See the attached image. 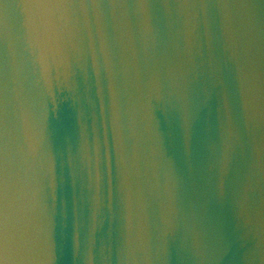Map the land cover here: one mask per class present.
<instances>
[{"label":"water","instance_id":"obj_1","mask_svg":"<svg viewBox=\"0 0 264 264\" xmlns=\"http://www.w3.org/2000/svg\"><path fill=\"white\" fill-rule=\"evenodd\" d=\"M19 2L0 0L17 264H264V0H70L51 38Z\"/></svg>","mask_w":264,"mask_h":264},{"label":"snow or ice","instance_id":"obj_2","mask_svg":"<svg viewBox=\"0 0 264 264\" xmlns=\"http://www.w3.org/2000/svg\"><path fill=\"white\" fill-rule=\"evenodd\" d=\"M16 6L23 9L25 27L36 31L40 36L51 38L57 27V19H63L62 10L75 6L84 7L85 5H75L70 0H20ZM96 6V4L92 5V7ZM137 6L144 7L145 5L139 3ZM6 201L5 185L4 194L0 195V264H17V257L29 248L30 237L23 232L20 233L19 237L15 239L14 251L16 255H14L10 244ZM48 259L51 260L50 255Z\"/></svg>","mask_w":264,"mask_h":264},{"label":"clouds","instance_id":"obj_3","mask_svg":"<svg viewBox=\"0 0 264 264\" xmlns=\"http://www.w3.org/2000/svg\"><path fill=\"white\" fill-rule=\"evenodd\" d=\"M39 59L41 60V64H42V66L44 67V70H45V72H46L47 67H46V64H45V61H44V56H43V54H41V56L39 57Z\"/></svg>","mask_w":264,"mask_h":264}]
</instances>
